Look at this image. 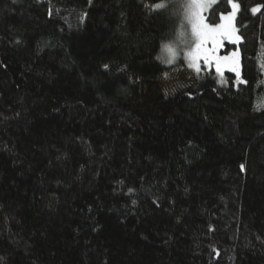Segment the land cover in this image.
I'll return each instance as SVG.
<instances>
[{"label":"trees","instance_id":"trees-1","mask_svg":"<svg viewBox=\"0 0 264 264\" xmlns=\"http://www.w3.org/2000/svg\"><path fill=\"white\" fill-rule=\"evenodd\" d=\"M235 2L222 85L185 0H0V264H264V0Z\"/></svg>","mask_w":264,"mask_h":264},{"label":"snow or ice","instance_id":"snow-or-ice-1","mask_svg":"<svg viewBox=\"0 0 264 264\" xmlns=\"http://www.w3.org/2000/svg\"><path fill=\"white\" fill-rule=\"evenodd\" d=\"M91 3V0H89ZM218 0H190V3L185 5V19L191 26V35L193 37L190 48L184 53V59L188 61V66L192 68L197 74L201 72L200 62L203 61L204 65L209 69L214 67L215 73L220 76L219 84H226L224 79V70L227 68L231 72H235L239 77L240 73L238 68V58L235 52L231 55H217L218 50L227 41L235 44L236 41L241 39L237 35V29L234 25L236 11L240 5L235 0H227L232 11L227 13H219L218 22L212 23L209 18L203 14L208 9L209 5H215ZM163 5L156 4L154 7L160 8ZM260 10V6L253 7L251 12L253 14ZM213 14L214 11H213ZM185 35L179 34V40L183 43ZM19 43V41H17ZM163 51L168 53L169 59L166 63L171 65L177 57V47L175 44L164 45ZM107 68V65H105ZM241 83L246 81L241 80ZM216 91L215 88L212 89ZM190 96V93H189ZM191 98V96H190ZM241 170H244V165L241 164ZM131 192L132 189H129ZM135 203V201H133Z\"/></svg>","mask_w":264,"mask_h":264},{"label":"rangeland","instance_id":"rangeland-1","mask_svg":"<svg viewBox=\"0 0 264 264\" xmlns=\"http://www.w3.org/2000/svg\"><path fill=\"white\" fill-rule=\"evenodd\" d=\"M185 3L188 4L190 3V0H185ZM213 5H209L208 9L205 10V12L203 13L204 15L207 14L208 10L212 7ZM186 25H189L188 23ZM189 29H190V32H191V26L189 25L188 26ZM192 40V39H191ZM192 42V41H191ZM191 46V45H190ZM190 48V47H189ZM188 48H185V51L184 52H181L180 54L182 56H184V53L187 51ZM219 53L220 51H225L223 49V46L218 50ZM177 52H179L177 50ZM178 53H177V57H178ZM176 57V58H177ZM192 69V68H191ZM204 72H208V71H204ZM191 74L193 75L192 72H190V74L187 72V71H184V72H175L171 75V79L165 81L163 83V87L165 88L166 91H171L172 90V87L174 88V86L177 84V83H184V84H188L190 85L191 83H193L192 81L194 80L195 77H191ZM194 76V75H193ZM217 77H220L218 74H216Z\"/></svg>","mask_w":264,"mask_h":264}]
</instances>
